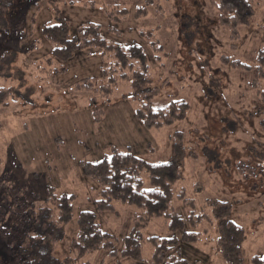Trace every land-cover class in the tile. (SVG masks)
Returning a JSON list of instances; mask_svg holds the SVG:
<instances>
[{
  "label": "rangeland",
  "instance_id": "374dc122",
  "mask_svg": "<svg viewBox=\"0 0 264 264\" xmlns=\"http://www.w3.org/2000/svg\"><path fill=\"white\" fill-rule=\"evenodd\" d=\"M245 1L247 19L234 33L210 0H35L32 35L19 41L0 27V261L18 264L2 230L15 217L9 214L12 194L24 197L18 203L23 210L30 191L41 201L50 191L73 195L72 218L52 254L65 264H151L153 246L146 238L152 235L180 238L177 248L187 264H226L216 243L220 217L244 229L243 264L264 255V101L252 84L264 48V0ZM7 11L0 7V20ZM57 12L72 29L91 24L87 30L107 43L138 45L156 88L151 106L184 100V117L145 127L135 117L141 103L132 99L130 81L118 80L108 98L75 92L81 79L99 81L106 61L95 49H71L66 60L61 50L54 57L53 45L37 30ZM112 148L131 150L149 163L175 161L179 168L173 203L184 230L172 234L164 218H152L140 232L141 260L121 256L140 210L113 201L112 210L98 213L100 188L83 170L82 162H96ZM142 178L149 188L146 172ZM180 190L193 207L176 196ZM191 208L202 217L195 227L188 221ZM80 211L95 213L111 236V249L75 254L71 240ZM183 231H198L200 238L186 243Z\"/></svg>",
  "mask_w": 264,
  "mask_h": 264
},
{
  "label": "trees",
  "instance_id": "16d2710c",
  "mask_svg": "<svg viewBox=\"0 0 264 264\" xmlns=\"http://www.w3.org/2000/svg\"><path fill=\"white\" fill-rule=\"evenodd\" d=\"M210 2L219 10V21L231 28L233 33L236 27L247 19L245 0H210ZM34 4L35 0H0V7L8 10L2 16L4 19L0 20V27L4 26L8 29L9 35H16L19 41H24L34 32V21L37 17L36 10H31ZM47 9L51 10L48 7ZM121 10L124 11L125 8ZM90 26L92 25L79 24L72 29L68 19L57 12L37 30L44 40L53 45L50 53L54 57L61 50L65 51L61 59L66 60V53L71 49H77V53L95 49L99 51L104 62L106 61L104 67L102 66L101 79L99 81L95 78L81 79L73 86L75 92L90 91L100 98H108L118 80L130 81L131 97L141 103L135 110V117L145 127L168 126L184 117L187 107L184 100L172 101L165 107L151 106L150 101L156 88L151 86L152 78L144 54L138 45L122 46L107 43L99 34L89 32L87 29ZM36 69L39 73L43 71L39 65H36ZM252 84L260 99L264 101V48L257 53ZM98 112L100 111L95 109L96 119L100 118ZM175 136L174 147L177 149L180 133L176 132ZM82 165L86 176L100 188L99 198L95 200L98 213L112 210L113 201L140 210V213L134 214L133 226L124 239L122 257L141 260L140 232L152 218H164L172 234L184 230V222L175 211L173 203V185L179 177V168L175 161L149 163L136 156L131 150L120 151L112 148L109 155L96 162H82ZM250 170L254 169L250 168ZM143 172L147 173L151 185L147 189L143 185ZM252 174L251 171L250 174L244 175L250 177ZM176 196L184 205L193 207V201L185 196L184 190H180ZM19 200L23 202L24 197L19 198L16 194H12L9 214L15 212V217L4 222L7 227L2 230L8 238L7 246L10 247L11 254L15 255L18 264H65V261L60 262L52 257V254L55 243L63 237L64 226L72 218L73 195H57L50 191L48 197L41 201L37 194L30 191L25 195L23 210L18 208ZM191 209L188 221L195 227L202 217L194 213V208ZM3 213L4 209H1L0 220L3 218L1 217ZM75 225L76 232L71 240V247L77 256L101 248H112L111 236L97 224L94 212L80 211ZM217 231V249L225 263L243 264L241 243L244 229L229 218L220 217ZM199 236L198 231H183L181 240L193 243L199 240ZM179 239L175 235L148 236L146 240L153 246L151 264H187L180 257V250L177 248ZM110 253L113 255L115 252L111 250ZM0 264L4 263L0 261ZM250 264H264V255L252 256Z\"/></svg>",
  "mask_w": 264,
  "mask_h": 264
}]
</instances>
